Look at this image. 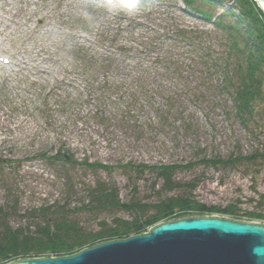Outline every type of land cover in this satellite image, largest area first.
Returning a JSON list of instances; mask_svg holds the SVG:
<instances>
[{
    "label": "rangeland",
    "instance_id": "374dc122",
    "mask_svg": "<svg viewBox=\"0 0 264 264\" xmlns=\"http://www.w3.org/2000/svg\"><path fill=\"white\" fill-rule=\"evenodd\" d=\"M194 4L0 0V57L11 60L0 62V208L19 215L10 225L54 205L87 231L130 219L97 207L92 191L115 185L122 203L150 206L166 198L154 171L166 165L180 166L176 182L198 183L199 203L264 214V160L200 164L262 153L264 123L236 118L228 81L239 74L211 22H233L224 11L235 4Z\"/></svg>",
    "mask_w": 264,
    "mask_h": 264
},
{
    "label": "trees",
    "instance_id": "16d2710c",
    "mask_svg": "<svg viewBox=\"0 0 264 264\" xmlns=\"http://www.w3.org/2000/svg\"><path fill=\"white\" fill-rule=\"evenodd\" d=\"M195 1L183 0V3L189 7L195 5ZM200 1L209 5L224 2V0ZM230 1L235 6H230L224 13L234 18L233 22L226 23L220 18L219 21L211 22L226 33L229 52L225 60L228 63L229 60L235 62V73L239 74V82L228 81L232 87L230 94L233 96L236 118L243 125H247L254 117L259 118L258 122L254 123L256 126L259 121L264 123V13L253 0ZM196 10L198 12L195 13L204 20L212 19V14L208 10H199L197 7ZM258 160H264V151L227 159L204 158L200 164L219 168L245 161L254 165ZM192 166L189 164L185 167ZM179 168L178 165L154 168L162 181L160 192L165 193L166 198L150 206L134 198L122 203L115 185L95 187L92 191V202L97 207L122 209L132 215L130 219L114 218L110 223L103 221L97 230L87 231L58 205L40 209L37 214H32L40 220L38 222L31 223L30 220L33 219L29 218V213L20 215L25 219L26 225L17 227L10 225V218L12 215L19 216L18 211L8 210L9 205L7 208L4 207L6 210L0 208V264L20 259L73 255L101 243L143 234L162 222L188 216L219 214L235 220H241L242 216L250 220L264 219V214L257 211L241 215L240 209L233 205L207 207L199 203L194 196L198 183H180L174 180L175 172ZM177 189L183 190L182 195L169 196Z\"/></svg>",
    "mask_w": 264,
    "mask_h": 264
},
{
    "label": "water",
    "instance_id": "95a60500",
    "mask_svg": "<svg viewBox=\"0 0 264 264\" xmlns=\"http://www.w3.org/2000/svg\"><path fill=\"white\" fill-rule=\"evenodd\" d=\"M264 13V0H253ZM8 264H264V222L188 216L63 257Z\"/></svg>",
    "mask_w": 264,
    "mask_h": 264
},
{
    "label": "bare ground",
    "instance_id": "6f19581e",
    "mask_svg": "<svg viewBox=\"0 0 264 264\" xmlns=\"http://www.w3.org/2000/svg\"><path fill=\"white\" fill-rule=\"evenodd\" d=\"M0 42H1V43L4 42V38H3V39L0 38ZM5 58H6V57H5Z\"/></svg>",
    "mask_w": 264,
    "mask_h": 264
}]
</instances>
